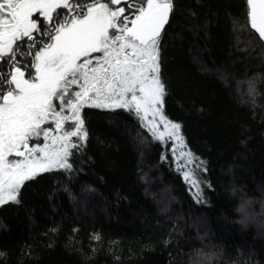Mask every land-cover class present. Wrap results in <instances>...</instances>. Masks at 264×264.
I'll list each match as a JSON object with an SVG mask.
<instances>
[{"label":"trees","instance_id":"obj_1","mask_svg":"<svg viewBox=\"0 0 264 264\" xmlns=\"http://www.w3.org/2000/svg\"><path fill=\"white\" fill-rule=\"evenodd\" d=\"M246 11V0H174L162 30L164 113L199 159L134 112L84 108L71 169L0 205V264H264V228H243L236 211L247 201L264 218V41ZM200 162L197 200L185 173L197 179Z\"/></svg>","mask_w":264,"mask_h":264},{"label":"snow or ice","instance_id":"obj_2","mask_svg":"<svg viewBox=\"0 0 264 264\" xmlns=\"http://www.w3.org/2000/svg\"><path fill=\"white\" fill-rule=\"evenodd\" d=\"M246 5L245 26L264 40V0ZM173 11L174 0H0V205L18 204L25 182L41 173L71 169L88 135L86 107L134 112L155 140L185 146L181 125L164 113L160 74ZM202 167L193 169L197 179L185 173L197 200Z\"/></svg>","mask_w":264,"mask_h":264},{"label":"clouds","instance_id":"obj_3","mask_svg":"<svg viewBox=\"0 0 264 264\" xmlns=\"http://www.w3.org/2000/svg\"><path fill=\"white\" fill-rule=\"evenodd\" d=\"M240 216L239 223L243 228L252 226L257 229L264 228V218L261 217V214L250 211L249 202L245 201L240 204L236 209Z\"/></svg>","mask_w":264,"mask_h":264},{"label":"rangeland","instance_id":"obj_4","mask_svg":"<svg viewBox=\"0 0 264 264\" xmlns=\"http://www.w3.org/2000/svg\"><path fill=\"white\" fill-rule=\"evenodd\" d=\"M98 55V54H97ZM73 90H79L78 88H76L75 86H74V89ZM151 117H149V119H150ZM70 123V122H69ZM159 130L160 131H163V125H160L159 126ZM72 139V138H71ZM41 143L43 142L42 141V139H41V141H40ZM172 146H174V148H176V150H177V154H179L180 155V153L181 152H184V153H187L186 152V150H185V147H183L182 149L178 146V144H177V142L175 141V140H172ZM11 158H14V157H10V159ZM184 160L185 159H187V156H185V157H182ZM258 236H261L260 234L258 235Z\"/></svg>","mask_w":264,"mask_h":264},{"label":"flooded vegetation","instance_id":"obj_5","mask_svg":"<svg viewBox=\"0 0 264 264\" xmlns=\"http://www.w3.org/2000/svg\"><path fill=\"white\" fill-rule=\"evenodd\" d=\"M37 38L40 39V40H47V37H40L39 35H37ZM27 59L30 60L31 58L28 57ZM0 68H6V66L5 65H0Z\"/></svg>","mask_w":264,"mask_h":264},{"label":"water","instance_id":"obj_6","mask_svg":"<svg viewBox=\"0 0 264 264\" xmlns=\"http://www.w3.org/2000/svg\"><path fill=\"white\" fill-rule=\"evenodd\" d=\"M264 41V40H263Z\"/></svg>","mask_w":264,"mask_h":264}]
</instances>
